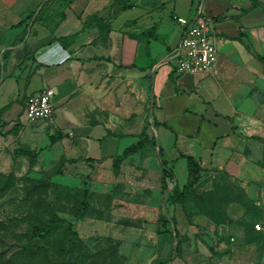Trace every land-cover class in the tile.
<instances>
[{
	"label": "crops",
	"instance_id": "crops-1",
	"mask_svg": "<svg viewBox=\"0 0 264 264\" xmlns=\"http://www.w3.org/2000/svg\"><path fill=\"white\" fill-rule=\"evenodd\" d=\"M40 1L0 0V150L27 157L19 149L62 147L93 162V182L103 178L105 191L135 183L144 209L159 210L163 192L182 189L187 156L200 167L194 191L209 192L228 179L258 199L264 192V0H69L55 20L36 21L35 11L22 23ZM198 15L214 21L216 63L207 73H177L169 55L182 27L174 17ZM48 87L52 117L28 122L27 95ZM144 129L147 141L115 172V157L142 139ZM57 132L62 137L51 143ZM161 160L171 172L166 190ZM227 211L232 228L218 230L223 241H238L243 207L233 202ZM187 229L193 232L195 223Z\"/></svg>",
	"mask_w": 264,
	"mask_h": 264
},
{
	"label": "rangeland",
	"instance_id": "rangeland-1",
	"mask_svg": "<svg viewBox=\"0 0 264 264\" xmlns=\"http://www.w3.org/2000/svg\"><path fill=\"white\" fill-rule=\"evenodd\" d=\"M66 1L41 0L22 23L35 11L36 21L55 20ZM93 168L62 147L32 157H14L7 146L0 150V264H264V192L254 201L225 179L209 192L189 191L176 211L169 209L166 191L159 210L144 209L135 183L105 191L98 181L103 178L93 182ZM233 202L243 207L248 227H241L238 241L225 242L219 230L232 228L227 206ZM161 214L171 219L168 226L160 225ZM54 217L70 222L75 233L56 224L44 239L31 237L33 226ZM181 217L186 222L176 226ZM256 222L263 226L258 232Z\"/></svg>",
	"mask_w": 264,
	"mask_h": 264
},
{
	"label": "built area",
	"instance_id": "built-area-1",
	"mask_svg": "<svg viewBox=\"0 0 264 264\" xmlns=\"http://www.w3.org/2000/svg\"><path fill=\"white\" fill-rule=\"evenodd\" d=\"M182 27L177 44L169 55L177 73L210 72L216 63V49L210 34L214 21L206 15L194 18L175 16ZM54 91L44 88L27 95L24 105V117L28 122L50 119L53 113ZM255 230H262L261 223H254Z\"/></svg>",
	"mask_w": 264,
	"mask_h": 264
},
{
	"label": "trees",
	"instance_id": "trees-1",
	"mask_svg": "<svg viewBox=\"0 0 264 264\" xmlns=\"http://www.w3.org/2000/svg\"><path fill=\"white\" fill-rule=\"evenodd\" d=\"M68 2H69V0L66 1V3H68ZM4 124L5 123H0V126H2ZM140 134H141V136H143L142 139H140L135 145H132V146L124 149L123 152L121 153V155H118L117 157H115L114 162H113V169L115 172L118 171L119 165L125 156H127L130 153H135V152L139 151L142 148L143 143L145 141H147L145 129ZM61 137H62V133L57 132V133H54L52 135H49V140L51 143H54L55 141H57ZM18 153L21 155H25L27 157H32L35 155V153L29 149H19ZM161 164H162L163 189L166 190L167 185L165 183V178L171 177V172H170L169 168H167L164 160H161ZM199 170H200L199 164L195 161V159L191 156H187V171H188L187 181L183 185L181 190H179L176 187H172L167 193L166 202L169 204H172L175 202H180L181 204H183L186 201L187 194L189 193V191L193 190V185L199 179ZM83 190L85 192L86 191L88 192L87 188H85ZM159 218H160L159 219L160 225H163V226H168V223L171 220L168 217H166L165 214H163V215L161 214ZM172 222H173L172 224L174 225V221H172ZM238 223L243 228L248 227L247 223H245L244 220H242V219ZM56 224H64V225H66V228L70 232L75 233V231L71 228L72 225L70 222H68L66 219H64L62 217H54V218L48 220V222L46 224H43L42 226H33L31 229V237L35 240L44 239L48 234L49 226L56 225ZM164 229H165V227H164ZM253 230L258 232V230H255L254 225H253ZM55 264H63V263L58 262Z\"/></svg>",
	"mask_w": 264,
	"mask_h": 264
},
{
	"label": "water",
	"instance_id": "water-1",
	"mask_svg": "<svg viewBox=\"0 0 264 264\" xmlns=\"http://www.w3.org/2000/svg\"><path fill=\"white\" fill-rule=\"evenodd\" d=\"M168 191H169V189H167L166 192H165V199H166Z\"/></svg>",
	"mask_w": 264,
	"mask_h": 264
}]
</instances>
